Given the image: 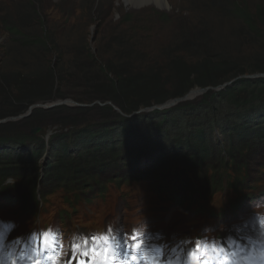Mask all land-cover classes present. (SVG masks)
<instances>
[{
    "label": "trees",
    "instance_id": "1",
    "mask_svg": "<svg viewBox=\"0 0 264 264\" xmlns=\"http://www.w3.org/2000/svg\"><path fill=\"white\" fill-rule=\"evenodd\" d=\"M25 3L34 12L30 24L21 20L19 24L8 25V20L0 18V31H7L12 42L30 53L25 57L26 64L16 72L0 70V120L20 116L34 104L58 99L72 98L94 105L74 108L62 105L47 110L38 107L28 117L0 123V191L7 188L8 179L27 174L24 179L32 184L25 188H30L24 193L26 199L20 197L24 212L38 211L37 200L41 196L47 201L48 187L40 194L37 185H33L40 160L52 150L56 153L46 166V177L63 181L58 184L69 187L64 199L71 209L77 206L74 215L80 203L86 201L91 205L107 188L108 184L96 175L82 183L74 180L78 174L88 177L91 171H102L101 167L93 166L97 162H93L95 155L91 160V151L97 148L111 151L108 155L120 159L121 164H115L113 169H127L147 179L159 197L192 211L210 214L202 207L201 198L219 193L226 183L227 191L236 193L239 199L248 196L240 195L251 180L246 171L243 175V167L264 150V63L249 64L228 48L230 43L215 46L216 29L206 26L204 19L200 20V27L175 25L179 33L175 39L159 43L162 39L147 37L148 28L151 24L161 28L172 17L158 12L150 13L146 20L135 19L136 14L128 20L122 19L115 25L108 46L98 47L95 53L90 50L82 29L68 33L76 26L67 25L65 33H56L55 24L63 27L66 21L55 23L43 13L39 15L36 0ZM101 4L99 0L98 7ZM230 7L232 13L240 15L246 33L264 39L263 5L255 13L245 3H233ZM127 15L130 14L124 16ZM73 37L76 39L72 41ZM65 61L69 68H65ZM253 73L262 75L251 77ZM195 88L208 89L172 107L154 108L184 97ZM92 108L107 120L105 123L112 121L115 131L93 132L85 125L75 139L64 136L57 144L52 141L48 144L41 134L31 133V127L41 126L45 130L41 122L55 114L67 117L87 113ZM63 121L65 127L77 125L75 121L58 122ZM138 123L139 128L135 126ZM171 128H174L173 136L168 132ZM113 132L120 135L118 141L111 136ZM218 136L222 138L220 141ZM189 137L194 138L191 142L196 145L191 144ZM83 148H91L85 157L79 154ZM55 163L63 164L62 169L54 173L52 168L54 172H49L48 168ZM153 171L157 173L153 178L158 179H151ZM184 181L192 191L185 189L187 195L182 197L173 185H187ZM76 182L80 185L74 186ZM7 195L5 203L17 201L11 194Z\"/></svg>",
    "mask_w": 264,
    "mask_h": 264
},
{
    "label": "rangeland",
    "instance_id": "2",
    "mask_svg": "<svg viewBox=\"0 0 264 264\" xmlns=\"http://www.w3.org/2000/svg\"><path fill=\"white\" fill-rule=\"evenodd\" d=\"M98 1L99 0H36V11H38L39 15L40 13H43V15L52 22H67L66 26L63 27H59V24H55L54 32L56 33H65L67 31V25L76 26L68 33L82 29L83 32L86 33V40L90 50L95 53L97 52L98 47L108 46L115 25L122 19H130L133 14H136L134 15L135 19L142 20L149 19L150 13L152 12L169 14L172 17V20H169L166 24H162L163 27L161 28L156 27L153 24L148 28L150 31L148 32L147 37L152 36L154 40L157 38L162 39L159 43H169L175 39V34L178 33L175 25L180 26L182 24L187 28H195V26L200 27V20L204 19L206 21V26L208 25L209 27L216 29L214 34L216 40H213V43L216 44L215 46L230 43L228 44V48L235 52V55L244 58L249 64L253 65L255 63L261 65V63H264V39L260 36L257 37L254 33H246L240 15L232 13L230 7L233 3H245L248 10L255 13L258 6H264V0H165L163 1L164 6L161 7L156 3V0H102L100 7H98ZM25 2L26 0H0V18L4 17L6 21L8 20V25L19 24L21 20L30 24L29 21L33 20L34 12L26 6ZM96 8L98 9L96 10ZM125 13L130 15L124 16ZM239 35L243 36L238 37ZM58 37H60L59 34ZM73 39H76V37H73L72 41ZM59 43L62 44V46L65 45L64 42L62 43L60 41ZM29 54V51L25 50V48L12 42V38L7 31H0V70H3L4 72H16L20 67L26 64L27 59L25 57L29 56ZM52 60L54 61L56 58L53 57ZM64 65L65 68H69L68 61H65ZM257 74L260 73H253L251 76ZM202 93L197 94L191 99L198 97ZM63 100L68 101L70 104H75H62L70 108L94 105V103L91 105L82 104L72 98ZM56 101L57 100L40 104L43 106L42 108H44ZM77 103L81 106L76 105ZM95 103L100 104L99 101H96ZM172 106L163 108H160L159 106V109H165ZM149 111L152 110L150 109L147 112ZM18 117L19 116L8 117L3 121H17L22 119ZM59 120L75 121L77 125H69L65 127L64 121L58 122ZM106 121L107 120H104V118L99 116V111L95 108H92V110L87 113L79 114L78 112L67 117L61 114H55L50 119L41 122L46 128L45 130H42L43 128L40 126L41 130L37 133L43 136L46 143L50 144L52 141L57 144L59 138L64 136H67L70 140L75 139L80 135L77 133L85 125L90 126V128H92L91 131L99 133H102L105 130L111 131L114 129V123H111L112 121L105 123ZM135 126L139 128L140 125L138 123ZM30 129L32 133L33 128L31 127ZM115 129L113 131H115ZM168 132H170V135H172L171 133L174 134V128H171ZM111 136L114 137V140L118 141L120 139V135L115 132L111 133ZM194 137L195 139L189 137V141L191 142L193 139L197 140V136ZM221 139V136L217 137V141H220ZM168 143L171 144L173 142ZM191 144L196 145L195 142H191ZM107 146L109 147L110 143H108ZM90 150L91 148H83L79 151V154L82 157H85ZM55 153L56 151L52 150V153L48 151L44 154L45 156H43L39 163L40 169L34 178L36 182L33 186L37 185L36 191L41 194L42 189L48 187V191L46 192L49 193L46 202L42 200V196L37 200L40 203V206H43V208H38V211H41L39 218L35 220L29 218L22 210L25 206H22L20 197L24 196V193L28 192L30 189L25 190V188L30 186L27 184H32L27 183V179H24L27 174L23 177H13L8 179L5 182L7 188L0 191V218L14 220L18 225L16 232L26 231L28 224L32 225L34 221H38L40 224H53L61 228L63 227L62 229L65 232L73 230L89 231L117 219L119 220L120 225H127L133 218L142 214L147 218L149 224L152 221H160L163 223L167 220L166 225L160 228H164L169 232L177 231V233H187L191 226L200 228L206 223L208 218L207 215H205L207 218L203 216L198 217V215H194V212L190 209L179 206V204L175 202H168L166 199L157 196L147 179L137 176L127 169H113L115 168V164H121L119 161L120 159L112 157L113 155H108L111 151L105 152L103 149L98 148L91 151V160H93V155H95L96 160H93V162H97L96 164L93 163V166L97 169L101 167L102 171L94 169L95 171H91L89 175H87L88 177H83L81 174H78L79 177L74 180H79L82 183L88 181L90 176L96 175L100 181L108 184H106L107 188L104 190V198L95 201L93 205L90 206L85 203L83 205L84 207H80V213L74 215L73 211L77 209V206L76 208L71 209L70 205L67 204L64 199V194L69 187L59 185L58 183H63V181L60 182L54 178L49 179L45 174L47 172H45L46 166L51 162V159L54 158L53 154ZM77 156L76 158L79 159ZM251 160L247 163L245 161L246 165L243 167V175H245L246 171L251 180L240 194H246L248 197L243 198L242 203L239 205V207L246 209L245 213L243 210H240V215H243V217L246 218L248 217L246 214L249 215L252 212L251 201L264 199V150L261 156H254ZM77 161L78 160L74 162L78 164ZM88 161L89 158L87 159V162ZM242 161L243 160L241 159L238 162L240 163ZM88 166L89 165H87V167ZM62 167L63 164L59 165L55 163L49 167L48 170L49 172H54L56 169L61 170ZM52 168L54 171H52ZM91 170H93V168H91ZM54 173H56V171ZM156 175L157 173L153 171L150 175L152 177L151 179H158L153 178ZM55 181L56 185L54 184ZM182 183H186L187 185L178 183L173 185V189L175 188L178 193L182 194V197H184L187 195V193H184V190L192 191V188L189 186V183L185 181ZM197 184L200 189L203 188V185L200 183ZM75 185H80V183L76 182L74 186ZM68 192L70 193V191ZM259 193L263 194L260 197H257ZM7 194L14 196L17 201L14 203H5V199L8 196ZM203 195H205V192H203ZM234 196V193L223 195L215 193L212 195V204L208 207H211V210H222L221 203L224 201L227 202ZM230 202L235 201L230 200L228 205ZM227 214V217L221 218L222 215L218 213L215 216H209L208 219L216 220V224H232L235 217L229 216V213ZM15 234L16 233L14 232L13 235Z\"/></svg>",
    "mask_w": 264,
    "mask_h": 264
},
{
    "label": "clouds",
    "instance_id": "3",
    "mask_svg": "<svg viewBox=\"0 0 264 264\" xmlns=\"http://www.w3.org/2000/svg\"><path fill=\"white\" fill-rule=\"evenodd\" d=\"M251 209L232 224H206L170 237L154 232L143 214L127 225L117 219L70 232L38 221L16 232L14 220L0 218V264H72L85 256L93 264H264V199L251 201Z\"/></svg>",
    "mask_w": 264,
    "mask_h": 264
},
{
    "label": "water",
    "instance_id": "4",
    "mask_svg": "<svg viewBox=\"0 0 264 264\" xmlns=\"http://www.w3.org/2000/svg\"><path fill=\"white\" fill-rule=\"evenodd\" d=\"M261 75L262 74H257V75H252L251 77H259ZM225 85H223V86H225ZM223 86H221L220 88H222ZM220 88H217V89H220ZM207 89L208 88H195V89L191 90L189 93H187L184 97L170 100V101H168V102H166V103H164L162 105H159V106H160V108L172 106V105L177 104L178 102H180L182 100L191 99L192 97H195L197 94L207 91ZM62 104L75 105V104H70L68 101H65V100H57L56 102H54L51 105H48V106H46L44 108L47 109V108H51V107H54V106H57V105H62ZM108 104H111V103L108 102ZM76 105H80V104L77 103ZM159 106H155L154 108H159ZM38 107H43V106L40 103L34 104L27 110L26 113L20 115L18 118L28 117L32 113V111L35 108H38ZM116 110L119 111V109L117 107H116ZM2 122H4V121L0 120V123H2ZM40 130H41V127H36V128H34L32 130V133L36 134Z\"/></svg>",
    "mask_w": 264,
    "mask_h": 264
},
{
    "label": "bare ground",
    "instance_id": "5",
    "mask_svg": "<svg viewBox=\"0 0 264 264\" xmlns=\"http://www.w3.org/2000/svg\"><path fill=\"white\" fill-rule=\"evenodd\" d=\"M163 1L165 0H156V3L161 7V6H164Z\"/></svg>",
    "mask_w": 264,
    "mask_h": 264
}]
</instances>
